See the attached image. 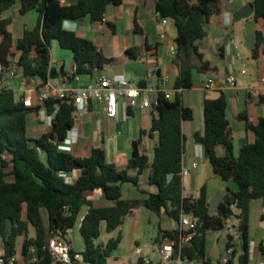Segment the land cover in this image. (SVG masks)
Instances as JSON below:
<instances>
[{"label": "trees", "instance_id": "trees-1", "mask_svg": "<svg viewBox=\"0 0 264 264\" xmlns=\"http://www.w3.org/2000/svg\"><path fill=\"white\" fill-rule=\"evenodd\" d=\"M122 3L123 0H79L76 4L64 5L60 0H0V64L6 68L15 67L24 76H34L40 85H44L51 64L50 43L56 40L63 49L74 54V77L92 75L110 60L92 41L65 29L63 24L85 17L92 22H103L108 7H119ZM220 3L221 0L157 1L156 11L160 18L173 20L177 31L173 63L180 73L175 89L193 87L194 56L202 64L200 71L210 69L197 42L207 36L206 25L211 16L220 13ZM252 3L255 7L253 18H264V0H253ZM16 7L21 15L35 10L41 16V23L34 30H26L18 40L9 30L12 19L3 17ZM135 31H141L137 22ZM261 44L257 32L254 53ZM144 49L145 53L150 51L149 46ZM20 52H23L22 56L16 61ZM141 53L139 47L127 50L132 58ZM62 76L73 78L64 72ZM153 106L158 114L152 116L151 127L159 138L153 160L150 162L141 152L140 142L136 141L128 165L119 168L107 161L102 148L92 149L90 156L84 158L59 148L75 124L73 100H47L44 109L54 116L51 126L39 137H33L28 131L30 115L43 106L25 107L13 91L0 90V240L4 245L0 254L7 259L15 256L18 238L23 237L22 264H54L50 240L56 236L66 240L68 231L78 223L82 208L87 206L89 210L80 227L85 249L79 253L80 259H75L73 252L71 264H109L108 259L121 237L109 240L106 245L97 244L101 224L105 222L106 231L112 232L122 225L131 209L144 206L159 213L171 202L173 208L167 212L171 218L179 221L181 213H188L196 224L192 230L178 228L164 236L177 241V254L181 241H186L181 246L183 257L200 264H215L207 259V234L223 230L228 221L235 218L242 247L240 264H249L250 206L253 200L264 199V117L253 124L246 115L242 116L246 128L255 135V141L242 144L235 156L225 96L222 94L218 99L205 101L204 133H195L194 140L203 146L214 174L238 186L237 192H229L216 212L209 214L206 187L202 188L198 198L183 197V124L194 119L192 109L183 105L181 93L177 91L170 98L159 92ZM220 145L225 148L224 156L217 155L216 148ZM146 169H150L149 183L157 187V192H142L147 195L144 199H122V185L131 183L139 188V179ZM74 172L79 175L71 180ZM94 190H101L105 199L115 204L95 206L85 195ZM226 247H235L232 235L228 236ZM260 249L264 256V246Z\"/></svg>", "mask_w": 264, "mask_h": 264}, {"label": "crops", "instance_id": "crops-1", "mask_svg": "<svg viewBox=\"0 0 264 264\" xmlns=\"http://www.w3.org/2000/svg\"><path fill=\"white\" fill-rule=\"evenodd\" d=\"M78 1L60 0L64 5L76 4ZM157 1L123 0L122 5L119 7L113 5L108 7L107 15L103 22H92L89 17L75 22H64L63 27L65 29L74 31L79 37L92 41L100 48L103 55L110 60L92 75L74 77L76 65L73 52L63 49L58 41H51L50 68L55 67L57 69V72L60 74L58 80L63 79V72L66 73L67 77H73L71 80L66 78L72 89L85 88L101 76L111 79L125 77L130 82L137 84L133 77L136 74L139 77V82L145 80L148 83L143 95L150 100V108H136L127 111L120 108L117 118H108L104 112L103 105L96 102H92L85 111L76 109L75 124L66 137L72 143L70 152L73 156L80 158L89 157L92 149L102 148L106 153L109 163H113L119 168H124L128 165L131 158L133 143L139 141L141 152L148 156L150 162L153 160L154 150L159 141L158 133L152 131L151 127L152 116H157L158 114L153 104L157 100L158 93L162 90H167L170 96L174 95L176 92L174 87L175 81L180 73V69L173 63V58L176 54L172 55L170 52V46L175 43L177 36L176 27L171 19H168L166 25L161 24V18L156 11ZM252 1L250 2L252 3ZM232 3L235 4L236 1L234 0ZM244 6V4L238 3L233 14H236ZM220 9V13L211 16L206 25L207 36L197 42L199 52L204 55V60L209 62L210 69L200 71L202 64L194 56L192 58L194 66L192 76L193 87L181 92L183 105L192 109L194 114L192 121H187L183 124L184 158H186V166H191L193 163H197L198 165L189 176L184 177L181 175L183 197L198 198L202 188L206 187L209 204L216 196L223 192H237L238 186L234 182H226L214 174L210 163L204 155L203 146L194 140L195 133H204L205 101L218 99L222 94L225 96L227 101L226 117L230 123L235 156H238L242 144H250L255 141V135L246 128L242 116L246 115L248 120L253 124L258 123L259 119L264 117V90L261 85V78L264 77V18L256 20L251 16L248 19H253L254 24L238 28L235 31L238 34H229L224 40L221 39V30L225 31L231 27L232 11L226 8L225 0H221ZM13 10L17 16L16 18L6 15V13L3 17H10L12 19L9 30L15 40L22 38L26 30H34L41 23V16L35 10L25 15L20 14L19 7ZM19 18L22 25L17 27ZM135 22H137L141 30L139 33L135 31ZM105 26L110 28L111 34L104 32ZM17 29L18 35L16 36L15 32ZM257 32L260 34L262 44L258 51L254 53ZM162 33L166 34L164 39L161 38ZM214 40H216L215 43ZM240 41L246 44L247 49L251 52V56L242 54ZM213 43L219 48V58L225 62L223 69L218 65L213 67L210 61L206 59L207 54L213 47ZM145 46H149L150 49L147 53L144 52ZM133 47L142 48V53L137 58H132L127 54V50ZM18 56L19 53L17 54L16 61L18 60ZM155 68L159 69V73H152V76H149ZM244 68L246 69L245 74L241 72ZM231 73L236 77V85L233 87L228 86L226 83V79ZM154 75H159L156 86H153L152 82ZM164 75L169 77L167 85H163L162 83ZM210 78L214 79V86L206 90L204 85ZM20 82L21 77L14 79L13 86L15 89L19 87ZM15 94L20 98L18 93ZM36 124L45 126L42 133L51 126V122L44 110V105L42 109L30 115L28 131L33 137H38V134L41 133L40 128L34 131V125ZM118 124H121L120 129L118 128ZM216 152L218 156H224L225 148L220 145L216 148ZM78 175V172H74L71 180H75ZM149 176L150 169H146L139 179V188L131 183L123 184L122 199H144L147 195L142 192L156 193L157 187L150 185ZM171 178L172 175L169 176V180ZM85 195L95 206H112L115 204L113 201L106 200L101 190L88 191ZM172 208L171 202H168L167 206L161 208L159 213H155L144 206H137L131 209L124 217L122 225L112 232L106 231V223L103 222L101 224V235L97 241L101 238L104 231L106 232L108 241L116 239L119 236L121 237L118 247L112 252L109 259L114 258L119 261L134 257L135 261L141 264L140 258L136 253V248L142 247L152 260V264H160L158 249L169 239L164 236L179 228V222L167 214ZM88 210L89 207L87 206L82 208L78 223L66 235V241L72 244L73 252L76 254L84 251L85 244L84 249L76 251L74 244L69 238V234L75 228L80 229ZM237 212L238 210H236ZM43 215L47 219L45 211ZM226 227L228 231L224 236L221 234H218V236L212 233L207 234V259L215 264H219L226 255L228 236L232 235L235 253L230 258L229 264H240L242 247L237 233V220L235 218L229 220ZM32 233L34 235V231ZM225 237L226 240L223 241ZM249 240L255 246L254 257L250 259L249 264H264V256L260 249L261 246H264V199H256L251 202ZM97 244L106 245V243ZM216 244L219 250H217L215 256ZM121 248L125 249V253L118 252ZM3 249L4 245L0 240V252ZM15 258L17 264H22L23 237L18 238ZM188 264H200V262L188 260Z\"/></svg>", "mask_w": 264, "mask_h": 264}, {"label": "built area", "instance_id": "built-area-1", "mask_svg": "<svg viewBox=\"0 0 264 264\" xmlns=\"http://www.w3.org/2000/svg\"><path fill=\"white\" fill-rule=\"evenodd\" d=\"M168 19H161V24L166 25ZM165 33L161 34V38L164 39ZM170 52L175 55L177 52L176 44L170 46ZM246 73L244 68L241 71ZM158 74L159 69L155 68L149 74ZM0 90H11L14 93L20 95V99L25 107L33 108L36 106H43L47 100H73L76 109L79 111H85L88 109L92 102L103 105L104 112L108 118H117L120 108L124 110L130 109H147L151 107L149 99L145 98L143 93L144 89L138 87L137 84L130 82L125 77L107 78L105 76L99 77L94 83L81 89H72L69 86V81L66 78L60 80H51L48 77V81L44 85H40L38 79L34 76H24L19 73L15 67H3L0 64ZM21 77L20 85L17 89L13 86V81L16 78ZM169 77L164 75L162 77L163 85H167ZM226 83L228 86L233 87L236 85V77L234 74H229ZM261 85L264 90V77L261 78ZM214 86V79L210 78L204 85L206 90L211 89ZM181 93L182 89H176ZM166 94L167 98H170V94L167 90H162ZM45 110V109H44ZM46 112V111H45ZM47 118L50 122L53 116L47 114ZM61 150L71 151L72 143L69 139H65L59 147ZM197 163H193L191 166H185L182 169L181 175L189 176L196 168ZM179 229L181 231H189L196 227L191 214L181 213L179 218ZM186 241H181L180 251L178 254L175 252L177 241L175 239H168L158 249V259L160 264H188V259L182 256L181 246ZM49 249L54 259V264H71L73 259L72 244L66 240L61 239L59 236L52 238L49 242ZM136 253L140 258L141 264H152V260L145 253L142 247L136 248ZM234 253L233 248L226 249V255L222 258L219 264H229L230 258ZM255 253L254 244L250 243L249 257L253 259ZM75 259H80L79 254H75ZM35 260V259H34ZM15 256L7 259L0 254V264H15Z\"/></svg>", "mask_w": 264, "mask_h": 264}, {"label": "rangeland", "instance_id": "rangeland-1", "mask_svg": "<svg viewBox=\"0 0 264 264\" xmlns=\"http://www.w3.org/2000/svg\"><path fill=\"white\" fill-rule=\"evenodd\" d=\"M233 1L234 0H225L226 8H228L229 10L232 11V16H231L232 25H231L230 28H228L225 31L221 30L222 31L221 32V34H222V36H221L222 38L221 39H224V40H225V37H228L229 34H234V33L238 34L237 32H235L238 28L247 27V26H249L251 24H254L253 19H244V20H241L239 22H236L235 19H234L235 14H233V11L235 10V8H236L238 3L239 4L242 3V4L246 5L251 0H235L236 1L235 4L232 3ZM6 15H11L13 18L17 17L16 14L14 13V10H11V11L7 12ZM21 25H22V22H21V20L19 18L18 19V23H17V27H20ZM103 30H104V32L106 34L107 33L111 34V30L107 26H105ZM15 35L16 36L18 35V29L16 30ZM238 39H241V38H238ZM215 41L216 40H214V43H215ZM214 43H213L212 49L207 54L206 59L208 61H210L211 65L213 67L218 65L220 68L223 69L225 62L223 61V59L219 58L220 51H219V48L217 47V45L214 44ZM240 45H242V54L251 56V52H249V50L246 47V44H244L243 41H240ZM51 48H52V43H51ZM219 61H220V63H219ZM133 77H134V81L138 84L139 83L138 75L134 74ZM40 126H41V124L34 125V131H36L35 129L40 128L41 133L38 134L39 136L42 134V131L45 128V126H41V127ZM33 231L34 230L32 229V231L30 232V235H33V233H32ZM227 231H228V228L226 227V228H224L223 230H220V231H209V233L215 234V236H218V234H221V235L224 236V234H226ZM69 238L71 239L72 243L74 244V247H75L76 251H80V250L84 249V241H83V239L81 237L79 228H75L74 231L69 234ZM225 240H226V237L224 238L223 241H225ZM107 242H108V240L106 238V232L104 231L102 233L101 238L97 241V243H107ZM217 250H219V249H218V246L216 244L215 256H216ZM118 252H120V253L124 252L125 253V249L121 248L120 251H118ZM109 264H138V263L135 261L134 257H129L127 259H123V260H119V261L114 259V258H110L109 259Z\"/></svg>", "mask_w": 264, "mask_h": 264}, {"label": "water", "instance_id": "water-1", "mask_svg": "<svg viewBox=\"0 0 264 264\" xmlns=\"http://www.w3.org/2000/svg\"><path fill=\"white\" fill-rule=\"evenodd\" d=\"M255 12V7L253 3L249 2L247 3L243 8H241L234 16V19L236 22H239L244 19H248L251 16H253ZM23 52L19 53L18 60H20ZM60 77V74L57 72V69L55 67L50 68L49 70V79L51 80H57ZM159 79V75H154L152 78L153 86H156V83ZM148 83L147 81L143 80L138 83V87L141 89H147ZM58 106V105H57ZM54 117V116H53ZM120 125L118 124V128L120 129ZM154 131V129H152ZM183 166H186V158H184ZM228 195V192H223L220 195L216 196L209 204V214H214L216 210L218 209L221 202L224 200V198ZM157 259V258H156Z\"/></svg>", "mask_w": 264, "mask_h": 264}]
</instances>
